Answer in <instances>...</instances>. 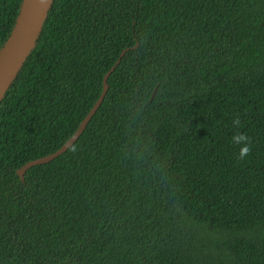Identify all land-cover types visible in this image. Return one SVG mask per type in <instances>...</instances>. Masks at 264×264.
I'll return each mask as SVG.
<instances>
[{
  "label": "trees",
  "instance_id": "trees-1",
  "mask_svg": "<svg viewBox=\"0 0 264 264\" xmlns=\"http://www.w3.org/2000/svg\"><path fill=\"white\" fill-rule=\"evenodd\" d=\"M0 264H264V0H53L0 102Z\"/></svg>",
  "mask_w": 264,
  "mask_h": 264
},
{
  "label": "water",
  "instance_id": "water-1",
  "mask_svg": "<svg viewBox=\"0 0 264 264\" xmlns=\"http://www.w3.org/2000/svg\"><path fill=\"white\" fill-rule=\"evenodd\" d=\"M53 0H23L20 14L14 29L0 51V102L16 79L28 56L36 45L37 38L43 28ZM124 51L122 57L125 55ZM120 60L105 75L103 93L97 103L80 124L76 133L56 152L26 163L17 174L24 180L26 171L36 165L46 164L64 154L80 138L88 123L102 104L108 91L107 80L113 73Z\"/></svg>",
  "mask_w": 264,
  "mask_h": 264
},
{
  "label": "clouds",
  "instance_id": "clouds-1",
  "mask_svg": "<svg viewBox=\"0 0 264 264\" xmlns=\"http://www.w3.org/2000/svg\"><path fill=\"white\" fill-rule=\"evenodd\" d=\"M240 139H242V137ZM246 151H247V148L245 147L244 149L241 150V155H243Z\"/></svg>",
  "mask_w": 264,
  "mask_h": 264
}]
</instances>
